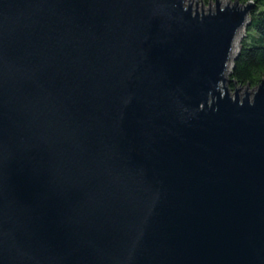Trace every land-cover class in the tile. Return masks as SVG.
I'll use <instances>...</instances> for the list:
<instances>
[{"label":"water","instance_id":"1","mask_svg":"<svg viewBox=\"0 0 264 264\" xmlns=\"http://www.w3.org/2000/svg\"><path fill=\"white\" fill-rule=\"evenodd\" d=\"M200 1L0 0V264H264L254 3Z\"/></svg>","mask_w":264,"mask_h":264},{"label":"trees","instance_id":"2","mask_svg":"<svg viewBox=\"0 0 264 264\" xmlns=\"http://www.w3.org/2000/svg\"><path fill=\"white\" fill-rule=\"evenodd\" d=\"M209 3L211 0H202ZM242 3L252 1L248 34L254 36L252 45L242 49L234 60L231 72L233 83L244 86H256L264 80V0H239Z\"/></svg>","mask_w":264,"mask_h":264},{"label":"rangeland","instance_id":"3","mask_svg":"<svg viewBox=\"0 0 264 264\" xmlns=\"http://www.w3.org/2000/svg\"><path fill=\"white\" fill-rule=\"evenodd\" d=\"M195 1V0H194ZM204 2V1H203ZM219 2H221L222 5H225L228 0H219ZM198 3H199V9L201 11L202 9V2L200 0H198ZM216 3H217V0H211V8H215L216 6ZM210 8V3H205L204 2V9L207 10ZM253 10V9H252ZM251 13L252 11L247 15V20H246V23L245 25L239 30L238 32V35L236 36L235 38V43H234V49H233V55H232V59L230 61V64H229V74H228V82H227V87L229 89V93L235 97V93H236V88L239 89L241 88L239 91H240V94L241 95H244L245 93V89L247 88L246 86L244 85H240V84H236V83H233V80L231 79V72L233 70V66L232 64L234 63V60L238 57V55L240 54V52L242 51L243 48L245 47H248L250 45H252V43L254 42L255 40V37L254 36H250L248 34V30H249V23H250V17H251ZM259 85V84H258ZM251 86L250 85V88H249V91H254L255 88H257V86ZM256 90V89H255Z\"/></svg>","mask_w":264,"mask_h":264},{"label":"bare ground","instance_id":"4","mask_svg":"<svg viewBox=\"0 0 264 264\" xmlns=\"http://www.w3.org/2000/svg\"><path fill=\"white\" fill-rule=\"evenodd\" d=\"M238 35V34H237ZM234 43H235V41H234Z\"/></svg>","mask_w":264,"mask_h":264}]
</instances>
